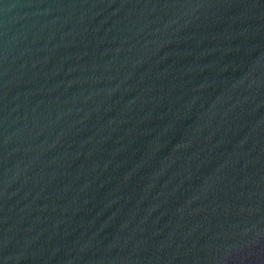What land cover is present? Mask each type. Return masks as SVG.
Segmentation results:
<instances>
[{
	"label": "water",
	"instance_id": "water-1",
	"mask_svg": "<svg viewBox=\"0 0 264 264\" xmlns=\"http://www.w3.org/2000/svg\"><path fill=\"white\" fill-rule=\"evenodd\" d=\"M0 264H264V0H0Z\"/></svg>",
	"mask_w": 264,
	"mask_h": 264
}]
</instances>
